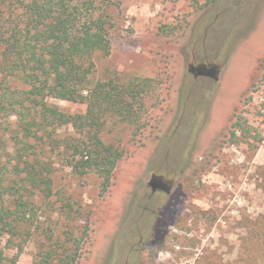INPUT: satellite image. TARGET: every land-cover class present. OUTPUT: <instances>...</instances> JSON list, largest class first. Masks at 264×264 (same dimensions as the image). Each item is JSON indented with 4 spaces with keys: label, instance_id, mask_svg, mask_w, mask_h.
Instances as JSON below:
<instances>
[{
    "label": "rangeland",
    "instance_id": "1",
    "mask_svg": "<svg viewBox=\"0 0 264 264\" xmlns=\"http://www.w3.org/2000/svg\"><path fill=\"white\" fill-rule=\"evenodd\" d=\"M90 1L110 42L108 54L94 55L91 79L149 77L156 90L145 97L138 131L117 121L100 132L123 150L107 191L93 172L55 163L53 207L68 201L76 218L42 206V226L58 233L68 222L76 232L87 218L76 264H231L242 217L264 211V0ZM239 112L263 136L254 151L229 142ZM34 246L6 254L32 264Z\"/></svg>",
    "mask_w": 264,
    "mask_h": 264
},
{
    "label": "trees",
    "instance_id": "2",
    "mask_svg": "<svg viewBox=\"0 0 264 264\" xmlns=\"http://www.w3.org/2000/svg\"><path fill=\"white\" fill-rule=\"evenodd\" d=\"M106 23L90 0H0V264H15L6 250L18 254L31 240L32 264H76L87 218L76 232L66 222L58 233L39 219L42 206L65 221L76 218L68 201L53 207L55 163L77 175L93 172L104 193L123 150L103 142L100 132L107 122L127 123L134 132L142 126L145 97L156 90L152 78L91 79L94 55L110 49ZM48 98L82 103L85 110L65 112ZM65 127L71 130H60ZM228 139L254 151L263 136L239 112ZM240 226L231 264H264V211L245 215Z\"/></svg>",
    "mask_w": 264,
    "mask_h": 264
}]
</instances>
